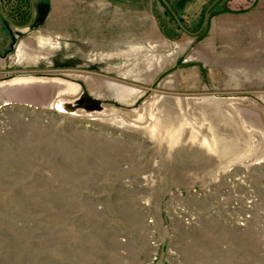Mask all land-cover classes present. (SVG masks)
<instances>
[{
  "label": "rangeland",
  "instance_id": "rangeland-1",
  "mask_svg": "<svg viewBox=\"0 0 264 264\" xmlns=\"http://www.w3.org/2000/svg\"><path fill=\"white\" fill-rule=\"evenodd\" d=\"M109 1L117 31L74 0H0V264H264V102L251 161L220 172L242 148L210 16L190 35L160 0ZM212 1L167 2L197 32Z\"/></svg>",
  "mask_w": 264,
  "mask_h": 264
},
{
  "label": "crops",
  "instance_id": "crops-1",
  "mask_svg": "<svg viewBox=\"0 0 264 264\" xmlns=\"http://www.w3.org/2000/svg\"><path fill=\"white\" fill-rule=\"evenodd\" d=\"M74 1L79 5L78 16L80 18L106 19L109 22L107 21L105 26H109V29L114 31L116 27L114 28L112 22L114 18L112 2L109 0ZM167 1L178 13L195 10L205 3V0L197 2H192L193 0ZM209 16L207 37L201 41H204L207 52L216 56L217 63L212 64L218 68L216 87L218 90L221 88L223 90L231 89L236 93L232 100L235 110L228 113L232 114L234 119L225 117L222 122H218V128L223 131L225 147L242 148L238 151L237 158L222 160L224 167L220 172H223L225 168L229 169L230 166L225 167L228 164L251 161L250 156L256 149L257 99L264 102V77H258L257 70L258 67H264V0H257L251 9L242 13L222 12ZM115 31L117 30L115 29ZM111 36L112 38L107 40L110 45L115 41L113 32ZM229 67H232V73L228 71ZM207 75L211 83L215 81L213 74L208 73ZM210 87H214V85L206 84L208 90L206 98L215 97L212 96V93L210 94ZM217 98L223 99V104L229 100L228 96H218ZM210 104L212 103L207 102L206 106L209 107ZM223 113L227 114V112ZM200 145L204 149L214 144L210 143L209 136L206 135L201 138Z\"/></svg>",
  "mask_w": 264,
  "mask_h": 264
},
{
  "label": "trees",
  "instance_id": "trees-1",
  "mask_svg": "<svg viewBox=\"0 0 264 264\" xmlns=\"http://www.w3.org/2000/svg\"><path fill=\"white\" fill-rule=\"evenodd\" d=\"M241 3H244L246 5H240V6H235V4L230 5L229 3L234 2L233 0H219L217 2V4L220 5V8L215 11V10H211L209 11V15H213L215 13L218 12H233V13H238V12H244L246 10L251 9L257 2V0H238ZM29 4H30V0H29Z\"/></svg>",
  "mask_w": 264,
  "mask_h": 264
},
{
  "label": "water",
  "instance_id": "water-1",
  "mask_svg": "<svg viewBox=\"0 0 264 264\" xmlns=\"http://www.w3.org/2000/svg\"><path fill=\"white\" fill-rule=\"evenodd\" d=\"M162 2V4L165 6V8L170 12V14L173 16V18L176 20L178 26L184 30L186 33L190 34V35H195L196 33H198L202 27L206 24L207 22V19H208V15H209V11H210V8L215 4L217 3L219 0H213L212 3L207 7V9L205 10L204 12V16H203V21H202V24H201V27L200 29L197 31V32H190L189 30H187L186 28H184L180 21L178 20V18L176 17V14L175 12L172 10V8L170 7V5L168 4V2L166 0H160ZM30 24V22L26 23V24H23V25H16V24H13L11 23V25L15 28H19V29H22V28H26L28 27Z\"/></svg>",
  "mask_w": 264,
  "mask_h": 264
}]
</instances>
